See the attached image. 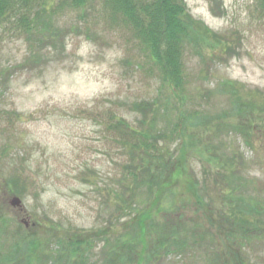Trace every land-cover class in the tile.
<instances>
[{
	"label": "rangeland",
	"instance_id": "1",
	"mask_svg": "<svg viewBox=\"0 0 264 264\" xmlns=\"http://www.w3.org/2000/svg\"><path fill=\"white\" fill-rule=\"evenodd\" d=\"M176 1L214 35L185 48L182 98L100 0L48 12L34 30L0 22V181H9L0 186V264H47L60 244L80 239L90 244L87 264H117L106 263L105 238L138 241L132 218L142 212L121 211L125 197L114 193L129 159L115 118L173 153L171 163L151 159L136 193L145 201L138 211L151 215L147 247L143 260L131 254L124 264H264V13L256 0ZM192 112L200 125L180 136L175 123ZM13 196L21 207L8 204ZM178 213L192 236L180 228L183 244L161 248ZM243 213L251 222L241 236L231 219ZM17 238L22 247L34 239L35 253L15 251Z\"/></svg>",
	"mask_w": 264,
	"mask_h": 264
},
{
	"label": "trees",
	"instance_id": "2",
	"mask_svg": "<svg viewBox=\"0 0 264 264\" xmlns=\"http://www.w3.org/2000/svg\"><path fill=\"white\" fill-rule=\"evenodd\" d=\"M90 1L92 0H0V22L9 17L11 20H14L15 23H18V27L27 31L30 29L34 30L36 27L43 25L42 23H48V12H52L53 14L63 9H79L87 5ZM100 1L107 15L109 14L113 20L119 16L120 21L132 29L135 38L146 46L151 58L158 64L162 77L171 85L176 93H180V98H182L181 95L184 90L183 86L185 81L182 57L185 48L193 44L197 45L200 39H208L209 37H214V35H211V32L201 21L192 18L186 12L184 5L176 0H144L142 2L138 0ZM256 8L261 13H264V0H256ZM231 91L234 92L235 90L232 89ZM241 99L242 96H235L233 109L237 112L242 108L240 107L242 105V103H240ZM216 119L217 118L214 117L210 122ZM199 120L200 117L195 112L191 114H182L175 123L173 129L177 131L178 134L180 133V136H184L189 129H193L197 126L196 123ZM198 125H200V121ZM114 127L115 130L123 132L126 137L127 141H122V144L129 158L128 164L125 166L127 172L125 185L122 184V186L119 187V192L114 190V193L117 196V193H120L121 196L125 197L121 198L122 203L119 204L121 211L129 209L128 214L131 215V217L134 216L136 212L139 214L142 212L143 214H140L137 218H132L140 229L139 232H137L138 241L133 234L124 235L121 238L115 237L113 242L105 238L106 243L110 245L111 243L113 244L109 259L106 263H112L115 260L117 264H124L128 261L129 257H131V254L137 256V259L143 260L142 256L147 247L145 228L148 226L146 220L150 219L151 215L148 212L144 213L143 211H138L140 210L139 206L144 205L145 201L136 193H138L140 188H144L145 182L149 181V176L147 175L152 172L150 167L151 159H157L156 162L166 160V162L171 163V156L173 153H169L166 150L164 151V149L162 150V145L158 147L157 145H160L161 142L159 139L155 138L152 133L131 126L124 119L120 118L116 120L115 118ZM157 153H160V156ZM154 154H156V157ZM156 166H158L157 172H155L156 176H162L163 171L160 168V164L157 163ZM8 182L6 179L1 180L0 186L9 187ZM233 215L235 217L240 216V214ZM241 215L242 217L237 218V220L232 217L231 222L236 229L243 232L241 234L242 236L247 233L249 229L246 227V225L249 224L245 223V221L249 220V222H251V220L244 213ZM174 218L175 221L171 220V230H169V232L171 233L174 231L175 234L174 236L172 234H166L163 237L164 242L163 240L161 242L159 240L157 243L161 244V248L176 249L183 244L181 241L180 243L177 242V235L179 236L180 228L187 227V236H192L190 227L193 226L189 225V227L186 225V222H184L185 220L180 217V214L174 216ZM167 224H169L168 221ZM150 227L149 225V228ZM224 227L226 226L224 225ZM216 229H219V227H216ZM233 233V235H235L236 231L233 230ZM241 238L242 237H239L237 242V249L239 250ZM232 241L235 244V240ZM21 243L23 242H20L18 238L15 240L13 243L15 251L19 248V251L22 252L31 250L35 253L38 243L34 239L26 241L23 247ZM89 245L90 244L84 239L72 243H65L64 245L60 244L61 249L57 250L54 255H50L48 257L49 259L47 258V264H68L69 259H74L76 257L80 258V264H87L85 251ZM139 245L141 248L138 247ZM155 247L157 248L156 250L160 248L157 245H155ZM62 257L65 258L63 261H60ZM38 260L39 256L37 257V261ZM77 263H79L78 259L74 264Z\"/></svg>",
	"mask_w": 264,
	"mask_h": 264
},
{
	"label": "water",
	"instance_id": "3",
	"mask_svg": "<svg viewBox=\"0 0 264 264\" xmlns=\"http://www.w3.org/2000/svg\"><path fill=\"white\" fill-rule=\"evenodd\" d=\"M8 204L12 207H21V199L17 196H13L12 198L9 199ZM22 222L24 223V225L27 227L29 225V218H23Z\"/></svg>",
	"mask_w": 264,
	"mask_h": 264
}]
</instances>
